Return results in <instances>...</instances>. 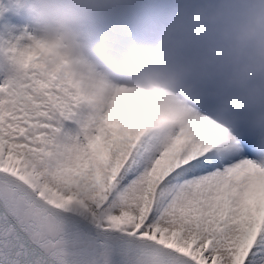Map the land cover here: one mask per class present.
<instances>
[{
    "label": "snow or ice",
    "instance_id": "1",
    "mask_svg": "<svg viewBox=\"0 0 264 264\" xmlns=\"http://www.w3.org/2000/svg\"><path fill=\"white\" fill-rule=\"evenodd\" d=\"M0 71V264H264V133L156 100L86 112L24 61Z\"/></svg>",
    "mask_w": 264,
    "mask_h": 264
},
{
    "label": "clouds",
    "instance_id": "2",
    "mask_svg": "<svg viewBox=\"0 0 264 264\" xmlns=\"http://www.w3.org/2000/svg\"><path fill=\"white\" fill-rule=\"evenodd\" d=\"M18 23L0 28V71L24 61L80 100L105 111L121 90L146 92L163 130L207 115L216 147L243 125L264 133V0H5Z\"/></svg>",
    "mask_w": 264,
    "mask_h": 264
},
{
    "label": "rangeland",
    "instance_id": "3",
    "mask_svg": "<svg viewBox=\"0 0 264 264\" xmlns=\"http://www.w3.org/2000/svg\"><path fill=\"white\" fill-rule=\"evenodd\" d=\"M0 5H3V1H2V0H0ZM1 11H4L2 7H0V12H1ZM4 12H5V11H4ZM7 13H8V19L4 22L3 26H4L5 24H9V23H18V22H19V18H18L16 15H14L12 11H9V10H8ZM0 28H2L1 25H0Z\"/></svg>",
    "mask_w": 264,
    "mask_h": 264
}]
</instances>
